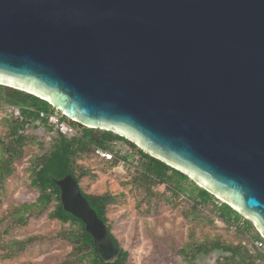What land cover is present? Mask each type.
Here are the masks:
<instances>
[{
    "label": "water",
    "instance_id": "obj_1",
    "mask_svg": "<svg viewBox=\"0 0 264 264\" xmlns=\"http://www.w3.org/2000/svg\"><path fill=\"white\" fill-rule=\"evenodd\" d=\"M0 85L125 137L264 237V0H0ZM52 180L116 257L76 178Z\"/></svg>",
    "mask_w": 264,
    "mask_h": 264
},
{
    "label": "trees",
    "instance_id": "obj_2",
    "mask_svg": "<svg viewBox=\"0 0 264 264\" xmlns=\"http://www.w3.org/2000/svg\"><path fill=\"white\" fill-rule=\"evenodd\" d=\"M0 92H4L7 100L18 110V114L10 112L0 117L1 124L7 128L5 136L0 137V196L5 192L6 180L15 171V162L24 155V147L29 138L25 132L27 125L40 121L48 130L56 131L52 148L42 155L34 156L29 164L28 185L37 191L36 198L33 201L10 205L0 216V250L3 251V258H12L37 239V236L9 240H4V237L14 229L26 226L31 218L44 214L52 206L47 216L65 225L57 236L72 245L64 260L57 264H128L129 253L120 246L108 224L107 210L109 205L115 203V197L109 193L88 194L80 187L98 217L106 223L108 234L118 250L116 257L105 261L99 255L92 236L85 230L84 223L63 209L59 197L60 190L52 180V177L58 179L71 174L79 182L89 171L80 165L78 160L94 151L113 152L111 142L121 140L137 148L140 166L135 167V182L146 191L148 197L154 196V188L161 185H164L172 195L179 197L185 192L183 183L186 180L195 183L183 172L149 155L125 137L111 130L90 128L69 120L47 101L34 94L16 88L8 89L5 85H0ZM41 111L59 112L61 120L70 126L72 133L62 134L46 119L39 117ZM110 156L108 161L111 165L127 159L126 155H117V152L114 159L111 160L113 155ZM187 197L191 201V215L207 217L206 212L213 213L211 223L218 221L226 225L227 229H233L241 239L237 243L221 240L220 237L196 241L191 233L185 246L180 250V255L187 260H193L197 255L212 256L218 253V264H264L263 254L253 248L252 240L260 238L261 235L254 230L251 220L247 218L242 220V214L224 201L217 203L215 195L201 186H192Z\"/></svg>",
    "mask_w": 264,
    "mask_h": 264
},
{
    "label": "rangeland",
    "instance_id": "obj_3",
    "mask_svg": "<svg viewBox=\"0 0 264 264\" xmlns=\"http://www.w3.org/2000/svg\"><path fill=\"white\" fill-rule=\"evenodd\" d=\"M0 107L2 114L18 112L4 92H0ZM54 113L60 116L59 112ZM46 127L40 121L27 125L25 132L29 137L28 142L23 157L15 162L14 173L6 180L5 192L0 196V216L10 205L36 198L37 191L28 185L29 164L34 156L42 155L52 148L56 131ZM6 129L0 121V137L5 136ZM110 146L113 152L94 151L78 160L89 171L79 180V185L85 193H109L115 197V203L109 205L107 210L108 224L120 246L128 251V264H218V253L212 256L197 255L193 260L180 255L190 234L193 233L196 241L220 237L221 240L237 243L241 239L226 225L218 221L211 223L213 213L206 212L207 217L191 215L188 190L192 186H200L198 183L186 180L183 183L185 192L179 197L172 195L164 185L155 187V195L148 197L146 191L135 182V167L140 166L137 148L121 140L111 142ZM115 152L117 155H126L127 159L111 165L108 160L110 154L113 155L111 160L115 158ZM215 199L217 203L223 201L218 196ZM47 212L31 218L26 226L16 228L4 237V240L28 236H37V239L9 259L3 258V251L0 250V264H57L64 260L72 245L57 234L65 225L49 218ZM244 219L246 217L242 215ZM254 230L258 231L255 224Z\"/></svg>",
    "mask_w": 264,
    "mask_h": 264
},
{
    "label": "built area",
    "instance_id": "obj_4",
    "mask_svg": "<svg viewBox=\"0 0 264 264\" xmlns=\"http://www.w3.org/2000/svg\"><path fill=\"white\" fill-rule=\"evenodd\" d=\"M15 114H18L15 113ZM4 115L0 113V117ZM39 117L41 119H46L47 122L55 127V129L59 130L62 134H71L72 129L70 126L61 120L60 116H58L56 113H45L41 111L39 113ZM253 248L258 249L262 254L264 258V237L260 236V238H256L252 240Z\"/></svg>",
    "mask_w": 264,
    "mask_h": 264
}]
</instances>
